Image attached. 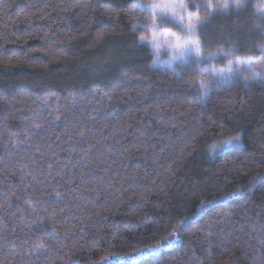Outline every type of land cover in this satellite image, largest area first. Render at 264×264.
Returning <instances> with one entry per match:
<instances>
[{
  "label": "trees",
  "instance_id": "obj_1",
  "mask_svg": "<svg viewBox=\"0 0 264 264\" xmlns=\"http://www.w3.org/2000/svg\"><path fill=\"white\" fill-rule=\"evenodd\" d=\"M135 2L0 0V244L42 243L51 259L36 264H250L264 185L245 187L264 172V85L155 68ZM256 22L251 4L216 16L204 54L259 60ZM237 133L240 146L208 153ZM185 217L179 239L148 251ZM10 248L0 259L23 264Z\"/></svg>",
  "mask_w": 264,
  "mask_h": 264
},
{
  "label": "snow or ice",
  "instance_id": "obj_2",
  "mask_svg": "<svg viewBox=\"0 0 264 264\" xmlns=\"http://www.w3.org/2000/svg\"><path fill=\"white\" fill-rule=\"evenodd\" d=\"M251 0H136L132 6V12L135 14L138 10L141 12H149L150 17L148 18L151 23V29H149L148 22L146 20L137 21L132 25L133 31L137 29H145L146 31L151 30L153 33V38L151 40L148 37L141 35L138 40L139 46H151L155 53L154 60L159 55V49L157 48L156 37L159 35H164L165 33L161 30L164 25L172 24L174 25L179 34L169 33L175 37V42L170 47V55L173 61L181 60L187 63L192 57H195L196 63H199L203 59L202 47L203 41L200 37V33L204 31L205 28L212 22L216 16H226L234 11H243L247 8ZM85 8L88 5H84ZM257 14V22L254 25L255 28L264 30V0H256L254 4ZM190 9H195L196 11H190ZM201 9L206 10V15L201 17L199 11ZM109 14L112 10H106ZM261 57L258 62H254L251 59L247 61L248 67L251 69V74L245 77V87L251 88V83H258L264 85V45H260ZM231 63V62H230ZM207 85L201 84L200 93L203 96L205 94V89ZM244 101H241L243 104ZM7 119V117H6ZM175 127V125H173ZM89 129H81L79 135L81 138L89 133ZM261 133L264 134V129H261ZM195 139V137H193ZM262 140H264V135H262ZM243 143L242 136L237 133L225 140L214 143L211 145L213 151L220 150L223 151L234 145ZM264 148V143L261 145ZM83 160L84 157H81ZM35 163V161H33ZM26 167V166H25ZM49 169L52 165L49 164ZM26 176H35L31 172H24ZM258 185H264V172H257L254 174L253 179L250 181V185L245 187L248 190L250 187H255ZM29 187V185H26ZM243 187V186H242ZM95 191V189H93ZM240 188L235 189L234 192L225 193L224 196H232L235 193H239ZM223 197H214L213 199H221ZM211 200L201 201V206L211 204ZM245 211H249L245 207ZM256 221L250 224L248 231L245 233V229L241 228L240 232L245 233L251 239L256 241L254 247L255 255L250 259V264H264V204H261L259 211L256 212ZM188 217L181 219L176 228L165 236L162 241H158L154 248L150 247L149 252L158 251L161 247L170 246L175 240L179 239L181 226H183ZM33 224H43V221L37 218L32 221ZM15 232V229H12ZM53 234L56 235V230L53 228ZM229 236L232 233H228ZM240 237H235V241L239 242ZM232 241L225 240L222 243H231ZM5 244L11 246L10 252L13 257L20 255L23 264H36L43 258L45 261L51 259L49 252L50 249L46 248L42 243H35L28 246V241H24L23 245L25 249L23 252L18 253L16 251L17 245L14 241L5 240L3 244H0V249L4 247ZM211 253H209V258ZM35 258V259H33ZM105 264H112L111 256H106L103 258ZM72 261V256L69 255L68 260L64 264H69ZM0 264H11V262L5 257L0 259ZM73 264L76 262L73 261ZM197 264H204L203 261H198Z\"/></svg>",
  "mask_w": 264,
  "mask_h": 264
},
{
  "label": "rangeland",
  "instance_id": "obj_3",
  "mask_svg": "<svg viewBox=\"0 0 264 264\" xmlns=\"http://www.w3.org/2000/svg\"><path fill=\"white\" fill-rule=\"evenodd\" d=\"M255 3L256 0H251V3H249L252 6L254 14L256 13V8L254 7ZM190 11L195 12L196 10L190 9ZM200 11H199V15L201 17L205 16L201 14ZM147 14L150 17V13L147 12ZM148 26L149 29H151V23L149 19H148ZM161 30L165 34L156 37L157 48L159 49V55L154 60V67L157 69H169L175 72L177 75H179L181 73L182 68L185 66L195 68L196 70L200 71L201 75L208 77V81H210V84H213V87L225 86L237 81H242L243 83H245V77L251 74V69L248 67L247 64L248 60L231 59L229 55H225V54L205 55L203 50H202L203 59L199 63H196L195 57H192L190 60L187 61V63L181 60L173 61L170 55V47L175 42V37L169 35V33L179 34V31L172 24L164 25ZM146 37H148L149 40L153 38V33L151 30L147 31ZM147 47L150 49L154 59L155 53L153 51V48L151 46H147ZM252 61L258 62L259 60H252ZM217 63H219L221 67ZM250 83L254 84V82H250ZM201 84L207 85L205 89V94L203 96L200 93ZM210 84H208L207 82L198 83L196 87V93L201 97V99H205L207 97ZM225 139L227 138H222L220 139V141ZM240 145L241 143L234 145L223 151L220 150L213 151L210 145V147L208 148V153L213 157L219 155L220 153L233 149L234 147H238ZM141 255L142 254H140L139 256ZM139 256H135V259Z\"/></svg>",
  "mask_w": 264,
  "mask_h": 264
}]
</instances>
